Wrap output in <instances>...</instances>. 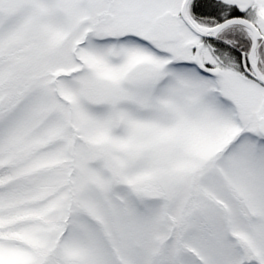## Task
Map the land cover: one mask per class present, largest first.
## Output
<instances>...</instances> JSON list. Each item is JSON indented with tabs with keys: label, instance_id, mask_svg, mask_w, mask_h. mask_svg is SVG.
Segmentation results:
<instances>
[{
	"label": "snow or ice",
	"instance_id": "6c2138e0",
	"mask_svg": "<svg viewBox=\"0 0 264 264\" xmlns=\"http://www.w3.org/2000/svg\"><path fill=\"white\" fill-rule=\"evenodd\" d=\"M0 264H264V0H0Z\"/></svg>",
	"mask_w": 264,
	"mask_h": 264
}]
</instances>
